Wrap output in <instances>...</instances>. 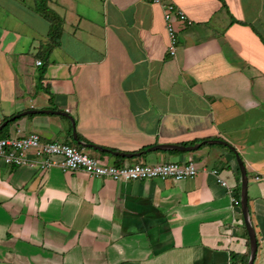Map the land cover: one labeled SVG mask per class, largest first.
<instances>
[{"label": "crops", "instance_id": "1", "mask_svg": "<svg viewBox=\"0 0 264 264\" xmlns=\"http://www.w3.org/2000/svg\"><path fill=\"white\" fill-rule=\"evenodd\" d=\"M168 1L192 22L175 24L174 58L150 0H46L62 26L45 60L49 23L36 1L0 0V125L28 110L65 112L82 143L141 153L117 160L79 145L103 164L199 168L179 182H121L0 164V264H247L230 148L246 170L254 264H264V0ZM30 133L75 145L71 122L52 114L23 116L0 137ZM213 140L229 147L145 152Z\"/></svg>", "mask_w": 264, "mask_h": 264}, {"label": "built area", "instance_id": "2", "mask_svg": "<svg viewBox=\"0 0 264 264\" xmlns=\"http://www.w3.org/2000/svg\"><path fill=\"white\" fill-rule=\"evenodd\" d=\"M163 13L167 38V55L174 58L178 51V32L175 24L191 25L186 15L168 0H150ZM40 61L36 65H40ZM0 164L7 167H27L45 172L59 168L63 172H84L94 179L132 182L147 180L184 181L195 178L199 168L193 162L187 163H134L127 166L107 165L75 146L60 142H42L36 133L25 136L0 137ZM214 175L216 182L229 188L226 180L217 170H204Z\"/></svg>", "mask_w": 264, "mask_h": 264}, {"label": "water", "instance_id": "3", "mask_svg": "<svg viewBox=\"0 0 264 264\" xmlns=\"http://www.w3.org/2000/svg\"><path fill=\"white\" fill-rule=\"evenodd\" d=\"M33 114H52V115H60V116L66 117L71 122V125H72V138H73V140L78 145H80L83 149H89V150L98 151V152H107V153L112 154L113 156H118V157L128 158V159L133 158V157H138L141 155V153L135 154V155L123 154V153H117V152L113 153V152H110L108 150L102 149L98 146L82 143L77 138V135L75 132L74 120L65 112L48 111V110H28V111L22 112L21 114L13 116L11 118V121H13L19 117H23V116H27V115H33ZM6 124H7V122H3L0 125V130ZM206 143L207 144L224 145V146L229 147L228 144L224 141L213 140V141L202 142L200 144H196V145L190 146V147H184V146H178V145H172V144H161V145H157V146L148 148L145 152H147V153L156 152V151L192 152V151H196L201 145L206 144ZM230 149L234 153L236 162L238 164L240 176H241L240 211H241V214L243 217L244 226H245V230L247 232V237H248V242H249V258H248L247 264H254V261L256 258V253H257L258 243H257V239L255 236L254 228H253L252 223L250 221V215H249V211H248L246 170H245L244 164H243L239 154L233 148H230ZM145 152H142V153H145Z\"/></svg>", "mask_w": 264, "mask_h": 264}, {"label": "trees", "instance_id": "4", "mask_svg": "<svg viewBox=\"0 0 264 264\" xmlns=\"http://www.w3.org/2000/svg\"><path fill=\"white\" fill-rule=\"evenodd\" d=\"M35 1H36V7H37L36 10H37V12L39 14H41L44 17V19H46L48 21V23H49L48 44L46 45V48L43 51L44 52V56H42L43 59L46 60V59H48L50 51L54 47H56L58 45V43H59V38H60V35H61L62 20L60 19V17H58L54 12H52L47 7L46 0H35ZM44 74H45V68L42 67V68L39 69L38 75H37L38 88L40 87V83H41V80H42ZM45 91H48V90L45 89ZM11 118L12 117L6 118L4 120V122H7V124L0 130V134L8 127V125H10L11 123H14L15 121L19 120L21 117L16 118L13 121H11ZM77 138H78L79 141H81V138L78 135H77ZM72 143L75 144L73 146H75L77 149L82 150V148L79 145H77L73 140H72ZM202 146H204V145H202ZM112 152H114V151H112ZM157 152H162V151H157ZM170 152L178 153L177 151H170ZM101 154L102 155H106L107 153H101ZM116 159L117 160H121V159H119V157H116ZM246 261H247V259H246Z\"/></svg>", "mask_w": 264, "mask_h": 264}, {"label": "rangeland", "instance_id": "5", "mask_svg": "<svg viewBox=\"0 0 264 264\" xmlns=\"http://www.w3.org/2000/svg\"><path fill=\"white\" fill-rule=\"evenodd\" d=\"M84 152H86V153H88V154H89V152H90V151H89V150H84Z\"/></svg>", "mask_w": 264, "mask_h": 264}]
</instances>
